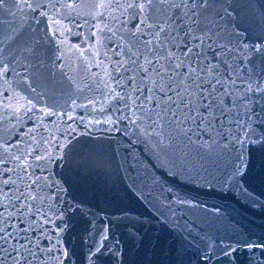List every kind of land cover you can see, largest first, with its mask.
Returning <instances> with one entry per match:
<instances>
[{"label": "water", "instance_id": "obj_1", "mask_svg": "<svg viewBox=\"0 0 264 264\" xmlns=\"http://www.w3.org/2000/svg\"><path fill=\"white\" fill-rule=\"evenodd\" d=\"M0 264H264V0H0Z\"/></svg>", "mask_w": 264, "mask_h": 264}]
</instances>
